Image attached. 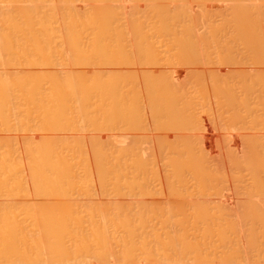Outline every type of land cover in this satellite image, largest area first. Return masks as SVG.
Masks as SVG:
<instances>
[{
    "label": "bare ground",
    "instance_id": "bare-ground-1",
    "mask_svg": "<svg viewBox=\"0 0 264 264\" xmlns=\"http://www.w3.org/2000/svg\"><path fill=\"white\" fill-rule=\"evenodd\" d=\"M0 264H264V0H0Z\"/></svg>",
    "mask_w": 264,
    "mask_h": 264
}]
</instances>
